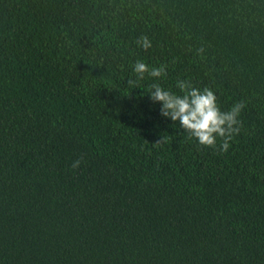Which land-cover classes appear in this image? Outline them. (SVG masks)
Instances as JSON below:
<instances>
[{"label": "trees", "instance_id": "trees-1", "mask_svg": "<svg viewBox=\"0 0 264 264\" xmlns=\"http://www.w3.org/2000/svg\"><path fill=\"white\" fill-rule=\"evenodd\" d=\"M138 59L244 103L228 151ZM0 264H264V0H0Z\"/></svg>", "mask_w": 264, "mask_h": 264}, {"label": "clouds", "instance_id": "clouds-1", "mask_svg": "<svg viewBox=\"0 0 264 264\" xmlns=\"http://www.w3.org/2000/svg\"><path fill=\"white\" fill-rule=\"evenodd\" d=\"M137 46L142 49L152 47V42L147 36H141L136 41ZM201 47L198 53H203ZM135 78L128 79L129 89H136L134 86L138 81L148 77L156 78L146 92L149 100L159 105V115L178 123V127L185 131L190 139L203 147L218 148L224 153L230 147V141L240 132L241 120L239 119L244 103L236 102L227 110H222L217 102V96L210 88H197L187 79H177L175 87L181 94L164 88L158 80L166 75V66H149L143 60L138 59L132 66ZM219 144L217 145V141ZM79 160L73 162L72 167L76 168Z\"/></svg>", "mask_w": 264, "mask_h": 264}]
</instances>
